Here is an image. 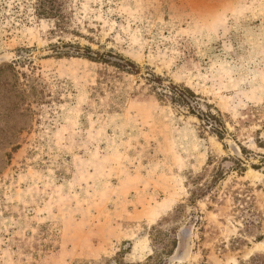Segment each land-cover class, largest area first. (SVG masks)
Returning a JSON list of instances; mask_svg holds the SVG:
<instances>
[{"label": "rangeland", "instance_id": "374dc122", "mask_svg": "<svg viewBox=\"0 0 264 264\" xmlns=\"http://www.w3.org/2000/svg\"><path fill=\"white\" fill-rule=\"evenodd\" d=\"M34 4L0 0V68L26 60L23 116L8 117L0 73V264H264V0H62L83 36L63 42L137 75L54 57ZM146 73L220 112L223 139L161 104ZM213 169L225 178L189 205Z\"/></svg>", "mask_w": 264, "mask_h": 264}, {"label": "trees", "instance_id": "16d2710c", "mask_svg": "<svg viewBox=\"0 0 264 264\" xmlns=\"http://www.w3.org/2000/svg\"><path fill=\"white\" fill-rule=\"evenodd\" d=\"M34 11L37 18L53 21V26L49 31V35L56 41L54 44H51V46L58 48V50H54V57H79L94 63L102 64L105 67L108 66L116 73L130 75L138 74V72H136V64L123 58L119 54L110 51L99 54L98 52L91 50L88 46L80 47L77 43L68 44L67 42H63L65 36H70L73 39L83 38V36L80 32L71 28L68 22L69 20H66V16L62 14V0H35ZM59 43L61 44L60 47L58 46ZM25 62L26 60L12 61L9 64H6V66L0 68V73L6 70V93L9 94V97L7 98L8 102H6V112L10 118L23 116V112H21V101H23V99L20 98L18 100L19 102L16 100L19 98V88L21 86L18 84L19 73L16 71V67L19 66V64L23 65ZM21 75L26 78L25 84H29L31 89L34 79H31V76L29 77V75L24 73H21ZM143 80L144 85L148 87V92L152 93L161 104H169L174 108L183 110L185 113L195 117L199 121V131L201 135H214L219 141L223 139L225 134V123L222 119V114H220L217 110L214 112H211L210 109L208 111L201 110L199 98L190 89L183 85H176L171 82H167V84H165V81L162 80V78L155 76L152 73H146ZM31 81L32 84L30 83ZM12 129L15 130L14 136L20 134L22 130V128L17 130L14 126ZM8 145L10 146V151L4 153L1 157L2 162H5V164L7 160L10 159L11 153L19 147L18 144L15 143H9ZM211 160V158L208 159V164H210ZM235 165L236 167H233V170L239 173V176H242L245 169L241 166V163L236 164V162H234V166ZM252 168L257 170L258 166H252ZM224 178L225 175L223 170L213 169L212 178L205 187L199 188L196 186L198 183L192 180V182H190L191 189L188 190V204L193 205L197 201L204 199L206 196L212 195L217 184H219V182H221ZM184 207L185 205H182L180 209ZM180 209L178 207L174 211V214L179 213ZM174 246L175 242H173L170 248L167 249V252L171 254Z\"/></svg>", "mask_w": 264, "mask_h": 264}]
</instances>
